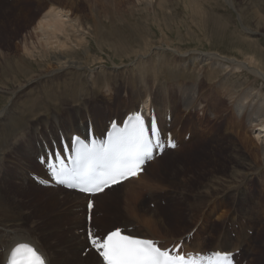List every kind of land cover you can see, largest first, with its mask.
<instances>
[{
  "label": "rangeland",
  "instance_id": "obj_1",
  "mask_svg": "<svg viewBox=\"0 0 264 264\" xmlns=\"http://www.w3.org/2000/svg\"><path fill=\"white\" fill-rule=\"evenodd\" d=\"M50 1L59 6L65 5L66 9L74 12V16L84 17L85 23L83 26L85 32H88V35L86 34L87 40L84 42L82 49L77 50L75 58L81 62L83 61L87 68L81 70L69 69L66 72L60 70L58 72L53 71L50 67L49 71L52 69L53 72L48 73V76H42L40 83L37 82L19 92L18 98L13 99L20 107H28L35 100H44L42 105L36 106L39 107L38 109L36 108L37 110L33 108L31 112L27 113L26 119L22 121L23 124L27 120L34 118L33 113L35 111H37V114L41 113L44 117L47 116V120L52 114L62 111H66L63 117L69 116L73 111H77L74 106L80 105L82 98H84L85 102H87V109L85 110L82 106H79L78 110L81 109L80 113L82 115L79 118L74 117L75 120L80 122L89 118L93 121V118H98L104 123L102 127L104 131L107 127L108 119L111 117L120 119L123 113L127 112L132 103H134L133 95L128 90L130 89L133 94L135 92L126 82L130 81V83L139 86L141 77L138 78L135 72V65L130 66V63L135 59L134 50L136 48L144 49L143 41L145 39L156 43L162 39L169 45V50L173 48L181 52L192 49L203 52H216L222 56L238 60H243L245 56L248 57L252 54L256 55L259 62H257L258 66L264 68V0ZM37 2L40 3L37 0H26L24 3L13 2L4 10L7 0H0V51L5 54V58L0 60L2 62L0 64V112L5 106H9L10 100L14 96L15 86L23 80V77L16 79V82L11 80V74L8 75L6 71V61L11 63L12 59H14L12 62L14 64L16 59H18L17 61L20 66L22 65V68L34 74H37V69L43 68L40 66V59L27 58L23 54L22 48L15 50V44L21 40L25 33L31 31L32 26H28L22 21L18 22L20 25L17 24L16 16L34 15L37 10ZM94 7L97 9H94ZM244 27L250 29L251 32H245ZM13 32L17 33L13 35ZM164 47L168 48L167 46ZM155 57L152 54L148 62H155ZM168 57H170V52L167 50L165 58L168 59ZM126 65L128 66L124 67ZM198 65L203 67V70L206 67V63ZM14 67L10 68L11 72H15ZM237 72L233 73L235 76L229 75V83L234 84L235 81L241 88L250 84V87L254 90L256 88V90L264 91V86H261L259 82H252L253 78L249 73ZM202 75L204 76V73ZM203 76H200V79H205V83L198 87V94H195L198 101L185 107L181 104L178 105L179 110L177 112L179 111V115L183 119L185 115L183 112L197 105L198 108L207 110L209 114L201 115L197 108L193 112L191 120L187 118L181 119L177 124L172 125L171 129L167 127V129L175 133L176 149L165 152L164 156L158 160L159 162L150 168L147 167L144 171L145 176L158 181L157 186L151 190H143L139 195L133 196L127 201L120 199L118 202L116 200V194L124 192L125 184L105 191L103 197L106 199L103 200V203H96V199L99 197L96 199L93 197H82L74 199V203H70V200H64L66 204L61 205L57 199L62 196L59 193H49L45 188L38 189L36 185H28L26 184L27 179H24L25 177L22 180L20 179L19 171L30 167L34 170L35 166L33 163L35 161L38 162V159L34 160V157L31 158L30 155L29 161H25L22 159L17 147H11V144L10 153L8 154L9 159L0 162V175H4L3 178H7L11 183L13 181L17 182L16 184L13 183V185L17 186L22 181H25L29 188L19 191L14 186L4 184L3 187L0 184L1 201L3 200V205L0 206V213L4 212L7 214V219L13 221L12 223H24L30 233L38 238V243L44 248L53 263L55 260L58 261L65 253L71 252L67 250L71 244L76 242L75 238H73L76 231L82 236L83 247L91 249V246L86 243L88 229L92 231L93 235L102 236L108 230L113 229V226L123 230L125 228L123 225L130 224L131 221V224L139 226L138 228L142 232L150 231L155 236H157V232L164 234L166 232L169 235L168 239L171 236L174 238L181 235L185 237L187 242H199L201 251L211 249L216 244L220 232H225L232 240H236L240 229L243 228L244 233L249 238V243L244 249H236L233 253L236 264H264V215H262L261 211H257L258 208H256L254 211L252 210L253 212H250L254 217L253 219H241V212L238 211L242 207L252 206L251 202L257 199V184L259 182L264 194V171H259L257 175L251 178L248 185L243 186V190L246 193L240 197L239 195L228 193L225 197H222L223 199H218L216 190L212 191V195L201 190V187L205 184L208 185L207 182L212 179L216 178L215 180L219 182L230 180L242 168L241 162L243 163L247 158H251L249 150L254 149L255 143L260 142L253 138L258 132L257 127L248 126L242 118L237 121L233 120L234 113L231 109L227 111L228 113L224 112L226 124H223V130H219V125L222 123V112L217 114L215 118L214 110L220 104L217 103V99L215 103V99L211 102L205 98V95L209 92L207 90L209 82L212 81H206ZM113 86L115 90L117 89L116 91H111ZM110 96L111 98L109 99ZM242 99L243 95H240L237 102L240 103ZM24 102L29 104L25 105ZM223 102L226 104L225 99ZM43 107H46L47 111H44L45 108ZM175 112V110L172 112L171 118L172 120L174 119V122H177L179 117H177ZM73 114L75 115L76 112ZM204 116H206V119L208 118V120L205 119L206 122L202 121ZM47 120L38 122L37 130H41L42 126L47 124ZM197 120L204 125L202 128L204 131L208 129L206 124L208 122L210 131L208 132L207 130V135L201 136L194 144L185 147L184 144L194 140L192 136L189 138L191 133H189L187 125L188 123L189 125L197 123ZM34 121H28L26 128L19 129L18 143L23 142L25 137L27 138L28 132L33 128L32 122ZM242 122L245 127L241 124ZM34 124L36 125V121ZM66 129H70L69 122L66 123L63 131ZM236 131L239 133L235 134ZM55 132L59 133V128H55ZM31 134L32 131L29 134V138ZM52 135L53 132L48 137L50 138ZM245 138H250L248 139L250 141H248L247 147H242L241 151L235 154L237 156L232 155L230 148L232 139L239 142V146H243L240 141ZM13 141L14 137L11 142ZM59 141L60 139H56L58 144ZM41 142L42 140L39 143L41 144ZM35 144L36 139L34 146ZM29 148H32L30 144ZM40 165L42 164L40 163ZM28 182L39 184L34 177L33 179L30 177ZM253 182L255 183L253 184ZM40 186L50 187V185L42 184ZM127 188L130 189V187ZM38 194L41 196L39 195L40 197L35 199L34 195ZM8 196L9 199L7 198ZM88 201H92L94 206V215L91 222L86 218L84 219V213L85 215L87 213L86 204ZM115 202H117V205H115ZM258 202L264 203V199H260ZM130 206L136 208V215L132 216ZM18 208L23 210L24 216H18ZM225 212L227 213L225 214ZM219 214H223V216ZM234 214L236 217H234ZM259 214L260 217L255 220V217ZM142 216L160 219L164 225L157 223V228H152L145 223H141ZM84 220H86L85 224ZM245 220L248 221L247 225L246 223L242 224ZM213 222H216L217 226ZM33 223L35 225L32 227L35 230L29 227ZM57 223L60 225L59 232H56L59 237L54 236L55 239H52L55 241H51L52 239L47 240L48 237L45 239L42 233L46 234L44 233L46 230L59 226ZM84 229L86 230V237ZM155 230L157 231L155 232ZM196 233H198V238L194 240L192 238L194 234L196 236ZM64 236L65 239H62ZM66 239L69 241H66ZM206 239L208 242H206ZM193 246L195 247L194 244ZM56 247H60L62 251L56 249ZM75 247L73 246V248ZM83 247L80 246L74 250L80 252ZM64 248L68 249L63 250ZM95 255L98 254L95 253ZM71 256L64 264H78L77 260L73 259L75 255L71 254Z\"/></svg>",
  "mask_w": 264,
  "mask_h": 264
},
{
  "label": "bare ground",
  "instance_id": "obj_2",
  "mask_svg": "<svg viewBox=\"0 0 264 264\" xmlns=\"http://www.w3.org/2000/svg\"><path fill=\"white\" fill-rule=\"evenodd\" d=\"M25 1L26 0H7V4L5 5L4 10H6L7 7L11 5V3L13 4V2L24 3ZM37 1H39L40 3L38 2L36 3L37 10L34 15L16 16L17 24L20 25V23L18 22L22 21V22H25L28 26L29 25H32V26H31V31L29 33H25L22 36L21 40H19V42L15 44V50L17 48H22L23 54L27 58H34L35 60L40 59L41 60L40 66L43 67L44 69L43 68L37 69L39 73L37 72V74H34L33 72L30 73L29 70L26 71L24 68H22L21 67L22 65L20 66L17 61L18 59H16L15 61L16 63L14 64L12 63L14 59H12L11 63L6 61V71L8 75L11 74L10 75L11 80L13 82H16L17 81L16 79H18L19 77H23V80L22 82L18 83L17 86H15V90L13 91L14 96L12 97L11 100L9 99L10 100L9 106L8 105L5 106L0 112V162L9 159L8 157L9 156L8 154L10 153L9 149H11V147L13 146L17 147V150L20 153L22 159L28 162L30 155H31V158L34 157V160H37L41 157H46L45 149L50 148L53 144H56L57 146L58 142H56V139H60L61 137L64 138L66 142H69L68 140L72 137L73 134H77L81 137L86 136L88 132V128H90L93 131V133H100L101 131V134L102 135L104 134V131L102 129V127L104 126V123L102 120H99L98 118L97 119L93 118V121H91L92 119L90 120L89 118H87L88 120L80 121V122L79 120H75L76 117L79 118V116L82 115L80 113L81 109L78 110L79 106H82L85 110L87 109L86 108L87 102H85V99L82 98L83 100L82 102H80V105H75L76 107L74 106L75 110H77V111H73V113L76 112L75 115L72 113L69 116L63 117V114L66 111H62L54 115L52 114L49 117V120H47L48 119L47 116L44 117L41 113L37 114V111H35V113H33L34 118L30 120L32 121L35 120L36 125L34 124L35 121L32 122L33 128L31 129L32 134L30 138H29V134L31 131L28 132L27 138L25 137L23 142L18 143V133L20 131L19 129L26 128V124L30 120H27L24 124L22 123V121L26 119L27 113L31 112L33 108L38 109L39 107H36V106L42 105L44 100H40L38 98L40 101L35 100L34 102L30 104L24 102L25 105L29 104V106L31 107L29 106L20 107L19 104L15 103L13 98L17 99L19 92H22L24 89L32 86L33 84L37 82L40 83L42 76H45L48 73H51L53 71L59 72L60 70H63L66 72V70H69V69L81 70V69L87 68L83 61L81 62L79 60H76L75 58V54L77 50L82 49L84 42L87 40L88 32L87 33L85 32L84 26H83L85 23L84 17H80L76 15L74 16V12H71V10L66 9L65 5L59 6L55 3H52L50 0H37ZM42 2H45L47 4L42 3ZM94 9H97V8L94 7ZM85 18L87 19V17ZM244 31L251 32L250 29H247L245 27H244ZM17 32H13V35L16 34ZM143 45H144L143 50H141L140 48H136L134 50L135 59H133L130 63V66L135 65V72L137 73L138 78L141 77V79L139 80L140 81L139 86H137L134 83H130V81L126 82V84L129 85L132 88V90H134L135 92L133 94L131 93L130 89L129 90L127 89L128 92H130V94L133 95L134 103H132L131 107L127 110V112L123 113L121 117L123 118L125 115L129 113L132 114L133 112L139 111V108L141 107V112L143 113V115H145L146 117H150L153 114L154 118L158 120L159 127L163 131L167 130V131H170L171 133L172 132L170 130L171 126L174 125L175 123L177 124L182 119V117L179 115V111L177 112V110H179L178 105L181 104V105H184L185 107V106H189L198 101L197 98L195 97V94H198V87L201 85H204L205 83V79L203 80L200 79V76L202 77L203 76L202 74L204 73L203 77L206 78V81H210V80L212 81V82H209V86L207 88L209 92L205 95L206 96L205 98H207L211 102H213V99H215L214 100L215 103L218 100L217 103L220 104V106L217 105L218 107L214 106L216 110H214L215 108L213 109L215 118L217 114H220L222 112V116H221L222 123L219 125V130H223V124H226L225 122L226 118H225L224 112H227L229 109H231V111L234 113L233 120L237 121L239 120V118H242L244 119V121L246 122L248 126H251L252 128L257 127L258 132L253 138L260 142L257 144L255 143L254 149L249 150V152H251L250 157L253 159L252 160L251 158L246 159L244 157L246 160H244L245 162L243 163L241 162V165H243L242 168L235 175H233V177L230 180H228L227 182L226 181L219 182L215 180L216 178L214 180L212 179L209 182H207L208 185L207 184L203 185L201 187V190L210 195H212V191L216 190L218 193L217 192L215 193L218 194L217 195L218 199H223L222 197H225L228 193L239 195V197L243 196V194L246 193V191L244 192L243 190V186L248 185L251 181V178L257 175L259 171H262V170L264 171V138H263L264 137V91H261L260 89L256 90V88H255L256 90L255 91L253 88L250 87V84L245 86L244 88H241L237 83H235V81H234V84L229 83V75H234L233 73L237 71L246 72L247 74L249 73V75L252 76L253 78L252 82L254 83L259 82L261 86H264V68H261L258 66L259 62L256 58V55L251 54L248 57L245 56L243 60H238L235 58H228V57L222 56L216 52H203V51H198L195 49L186 50L185 52H181L178 49H173V48L169 50V45L165 43L162 39L161 41H157V43L155 41L145 39L143 41ZM164 46H167L168 48H165ZM167 50L170 52V57H168V59L165 58ZM152 54L156 56L155 57L156 60L153 63L148 62V59L151 57ZM4 55L5 54L2 51H0V60H2V58H5ZM1 63L2 62H0V64ZM200 63H206V67H204L205 68L204 70H203V67L198 65ZM10 64L12 67L16 65V67H14L15 72L10 71V68H12ZM127 66L128 65L124 67H127ZM50 67L53 69V71L52 69L51 71H49ZM207 71L209 72L207 73ZM113 90H115L114 86L111 88V91ZM240 95H243V99L240 103H238L237 101ZM110 98L111 96L109 97V99ZM224 99L226 101V104H224L223 102ZM75 101H78V100H75ZM43 108H45L44 111H47L46 107H43ZM197 108L198 106L195 105L193 108H189L187 111H184V112L182 111L185 114L182 120H184L185 118L191 120L193 116V112ZM198 109L201 112V115L209 114L208 111L205 110L204 108H198ZM174 110L176 111L175 113L177 117H179L177 119V122H174V119L172 120L171 118L172 112H174ZM205 117L206 116L203 117L202 121L206 122L208 118L206 119ZM114 118L115 117H111L110 119H108L107 126H108V123ZM45 120H47V124L46 125L43 124L44 126H42V129L37 130L38 129L37 124H39L38 122L45 121ZM229 120L228 122H230ZM197 121H198L197 123H193L190 125L188 123L187 125L189 128V133H191L189 138L192 136L194 140L184 144L185 147L189 146L190 144H194L201 136L207 135L208 132L210 131L208 122L206 123L208 125V129L204 131V129H202L204 125L199 120ZM67 122H69L70 129H66L63 131V128L66 126ZM89 122L91 124L90 126H89ZM241 124H243V126L245 127L243 122ZM167 127H170V129H167ZM55 128H59L60 132L59 133L55 132ZM51 132H53V135L49 138L48 135ZM237 133L239 132L236 131L235 134ZM173 135L175 138V133H173ZM13 137H14V141L11 142L13 140ZM35 139H36V144L34 146ZM248 139L250 138H245L240 141V143H242L243 146H239L238 144L239 142L232 139V144H231L232 146L230 147L232 150V155L237 156L235 154L241 151L242 147H247L248 141H250ZM32 140H33V143H32ZM41 140L42 142L40 144L39 142ZM11 144L12 146L10 147ZM29 144L32 147L31 149L29 148ZM175 149L176 148H174L173 150ZM173 150H168V151H173ZM164 151L168 152L166 149ZM163 154L160 157L155 158L152 161L145 163V165L143 166V170L137 176L130 177L122 181L121 183L116 184L115 186L105 189V191L126 184V188L124 192L116 194L117 195L116 200L119 202L120 199H122L123 201H127L133 196L139 195L141 191L143 190H149V189L151 190L152 188L157 186L158 181L153 180L152 178H149V176H145L144 171L147 167L150 168L152 165L159 162L158 160L164 156ZM33 165L35 166L34 170L30 167L28 169H25V170L23 169L19 171L20 179L22 180V178L25 177L24 179L25 180L27 179L26 180L27 183L25 181H22L21 183L18 184L19 186L13 185V183L16 184L17 182L13 181V183H11L9 180H7V178H3L4 175L2 176L1 174L0 184L3 187H4V184L14 186L19 191L28 189L29 184L38 186V189L45 188L47 191H49V193L50 192L55 193V194L59 193L60 195H62L59 198H57L58 203L61 205L66 204V201L64 200H70V203L72 202L74 203V199L88 197L84 194H80V193H76L73 191L60 188L59 186L54 184L52 181H50L49 178H47L46 173L44 172L45 168L42 165H40L39 162L35 161ZM30 177L32 179L33 177H35L38 180L37 183L39 184L29 183L28 179ZM46 181H50L53 187L51 186L41 187L40 186L41 183H45ZM25 183L28 185H26ZM254 183L255 182H253V184ZM257 185H258L257 186L258 190H257V195H256L257 199L251 202L252 206H249L247 208L242 207L241 209L238 210L239 212H241L240 214L241 219H247V218L249 220L253 219L254 217L250 212L252 210L254 211L256 208H258L257 211H261L262 215H264V203L258 202V200L264 199V194L261 188V183L259 182ZM127 187H130V189L132 188L133 189L135 188V189L130 190ZM105 191L101 193H97L91 197L95 199L99 197L98 199H96V203H99V202L103 203V200L106 199L105 197H103V193ZM39 195L40 194L34 195L35 199L41 196ZM7 198L9 199V196ZM15 200L17 199L15 198ZM2 201H1V194H0V206L3 205ZM40 202L43 203L42 201ZM115 205H117V202H115ZM129 208L131 210L130 212L132 216L136 215V210H135L136 208L133 206H130ZM226 211L228 212V210ZM227 212H225V214ZM221 213H224V212H221ZM17 214L18 216L19 215L24 216V212L20 208L17 209ZM93 215H94V206L91 209L90 222L93 220ZM221 216H223V214ZM234 217H236L235 214H234ZM258 217H260V214L255 217V220ZM7 218H8L7 214H5L4 212L0 213V264H7V257L10 254V250L12 247L15 246L17 242L31 243L33 246H35L38 249L40 253L43 254L47 264H64L68 259H70V257H72L71 254L75 255L73 259L77 260L78 264H87L88 262H91V261L92 262L90 264H104L102 262V259L98 255H95L94 248L88 249V248L83 247L82 236L78 234V231L75 232L76 234L73 237L75 238L76 242L71 244V246L69 247L70 250L68 248L63 249V250L68 249L67 251H71V252H69L68 254L65 253L58 259V261L55 260L53 263V260L46 254L44 248L38 243V238L34 237V235L30 233V230H28V227H26L24 223H18V222L12 223L13 221ZM218 218H220L221 220L220 216ZM84 219H85V213H84ZM134 219H133V222H134ZM18 220L20 222L19 218ZM85 223H86V220H84V224ZM141 223H145L146 225L152 228H155V229L157 228V223L163 224V222L160 219L150 218L146 216L141 217ZM245 223L247 225L248 221L245 220V222L242 224H245ZM57 224L59 225V223ZM34 225L35 224L33 223V225L29 227L35 230V228L32 227ZM123 226H125V228L122 230L124 234H131V235L138 236L140 238L151 239V240L157 241L158 245L161 248H165V249H167L171 245H173V247H176L177 245H179L181 251L188 252V253L189 252H193V253L201 252V253L206 254V253H211V252H216V251H220V252L226 251L229 253H234L236 249H239V248L244 249V247L249 243L248 242L249 238L247 234H245L243 231V228H241L237 235L236 240H232L230 237H228V235L225 232L224 233L220 232L218 235L216 244H214V246L207 251L206 250L201 251L200 250L201 245L199 242L198 243H195V241L192 243L187 242L185 241V237H182L181 235L178 237H174V238L171 236V238L168 239L169 235L166 232L165 234L162 232H159V233L157 232L156 233L157 236H155L154 233L150 231H147V232L140 231L138 228L139 226L137 227L136 225L131 224V221H130V224L123 225ZM215 226H217V223ZM113 227H114L113 229H110L107 232L118 228V227L115 228V226ZM59 228H60V225L53 227V229L51 227L50 229L46 230L44 232L46 234H43L42 232L41 233L45 239L46 237H48L47 240H49V239L54 238V236L59 237L58 235H56V232H59ZM157 230H155V232ZM107 232L104 233L103 235H106ZM85 233H86V230L84 229V235L86 237ZM94 236H97V235H94ZM197 238H198V233H196V236L194 234L192 239L195 240ZM62 239H65V236ZM67 240L68 239H66V241ZM51 241H55V240L52 239ZM89 242H90L89 238L87 237L86 243H89ZM206 242H208V240ZM193 244L195 245V247L193 246ZM73 246H76V247L73 248ZM80 246L83 247L82 251L77 252V250H74V249H78L77 247H80ZM56 249H60V247H56ZM60 250L62 251V249Z\"/></svg>",
  "mask_w": 264,
  "mask_h": 264
},
{
  "label": "snow or ice",
  "instance_id": "obj_3",
  "mask_svg": "<svg viewBox=\"0 0 264 264\" xmlns=\"http://www.w3.org/2000/svg\"><path fill=\"white\" fill-rule=\"evenodd\" d=\"M162 146L155 120L149 127L137 113L130 115L122 128L114 123L106 141L97 143L93 139L86 143L74 137L70 147L65 145L63 155L59 151L49 154L47 166L56 183L94 195L137 176L146 161L153 158L154 150ZM168 146L176 145L169 140ZM92 206L89 202V209ZM88 237L104 264H232V254L226 251H216L208 257L186 256L179 253V245L174 249L161 248L157 241L124 234L120 228L103 236L89 232ZM7 264L46 261L31 243L17 242L10 250Z\"/></svg>",
  "mask_w": 264,
  "mask_h": 264
}]
</instances>
